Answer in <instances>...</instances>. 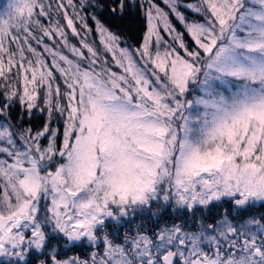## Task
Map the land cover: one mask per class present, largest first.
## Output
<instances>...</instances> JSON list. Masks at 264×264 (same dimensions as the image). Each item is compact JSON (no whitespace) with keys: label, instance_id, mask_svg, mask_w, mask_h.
<instances>
[{"label":"snow or ice","instance_id":"snow-or-ice-1","mask_svg":"<svg viewBox=\"0 0 264 264\" xmlns=\"http://www.w3.org/2000/svg\"><path fill=\"white\" fill-rule=\"evenodd\" d=\"M256 207L264 0H4L0 264H264Z\"/></svg>","mask_w":264,"mask_h":264},{"label":"trees","instance_id":"trees-1","mask_svg":"<svg viewBox=\"0 0 264 264\" xmlns=\"http://www.w3.org/2000/svg\"><path fill=\"white\" fill-rule=\"evenodd\" d=\"M159 2V0H157ZM4 3V0H0V6H2ZM162 6V5H161ZM187 14V13H186ZM102 21L111 28L114 32H117L124 43H122V46H130V47H137L142 42V36L145 30V20L143 15L138 11H132L127 13L123 18L120 17H113L108 12L107 6H105V10L103 15L100 17ZM63 23V20H61ZM89 27H92L94 29V22L92 20H88ZM78 30H81L79 28V25H77ZM82 34H83V30ZM69 39L72 43H78L77 38L72 37L71 33L69 31ZM88 41L90 43L95 42V45L99 47V39L95 31L88 36ZM46 43L51 44V41H48L46 39ZM19 112L20 110L16 109V116H14V121L19 119ZM44 117L40 114H37L34 112L33 117L31 120L28 119V117H25L24 120L21 122L22 127H32L34 130L39 128L40 125L43 122ZM264 213V208L256 207L252 209L247 215H257ZM172 221L169 220L168 223H171ZM91 249L88 248L86 245L81 246L80 248L69 252L68 255H76L80 256L82 259L87 258L90 254Z\"/></svg>","mask_w":264,"mask_h":264},{"label":"rangeland","instance_id":"rangeland-1","mask_svg":"<svg viewBox=\"0 0 264 264\" xmlns=\"http://www.w3.org/2000/svg\"><path fill=\"white\" fill-rule=\"evenodd\" d=\"M162 6H163V5H162ZM186 15H189V16H190V18H191V15H192V14H190V13H187ZM69 31H70V30H69Z\"/></svg>","mask_w":264,"mask_h":264}]
</instances>
